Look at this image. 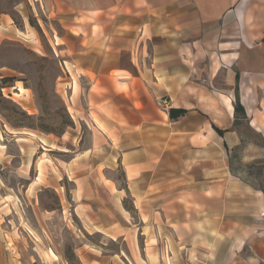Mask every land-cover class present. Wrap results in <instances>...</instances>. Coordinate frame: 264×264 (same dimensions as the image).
<instances>
[{
	"label": "crops",
	"instance_id": "0c3cea01",
	"mask_svg": "<svg viewBox=\"0 0 264 264\" xmlns=\"http://www.w3.org/2000/svg\"><path fill=\"white\" fill-rule=\"evenodd\" d=\"M54 1L76 21L59 47L99 142L77 157L121 159L139 211L144 263L125 256L158 264L167 240L176 264H264V191L231 167L237 148L264 159V0Z\"/></svg>",
	"mask_w": 264,
	"mask_h": 264
},
{
	"label": "rangeland",
	"instance_id": "374dc122",
	"mask_svg": "<svg viewBox=\"0 0 264 264\" xmlns=\"http://www.w3.org/2000/svg\"><path fill=\"white\" fill-rule=\"evenodd\" d=\"M75 23L54 0H0V264H133V249L144 263L122 160L103 159L96 145L99 159L77 157L99 142L72 105L81 82L60 52ZM241 152H232L234 173L264 191V159L246 163ZM169 243L158 264L177 263Z\"/></svg>",
	"mask_w": 264,
	"mask_h": 264
},
{
	"label": "trees",
	"instance_id": "16d2710c",
	"mask_svg": "<svg viewBox=\"0 0 264 264\" xmlns=\"http://www.w3.org/2000/svg\"><path fill=\"white\" fill-rule=\"evenodd\" d=\"M236 111H237V114L238 113H244V111H243V107H242V105L240 104V102H239V100H237V103H236ZM176 112V113H175ZM177 112H178V115H180V114H182V113H185V110L184 109H171L170 110V115H171V117H176L177 115ZM21 115H23L25 118H29L30 117V115L25 111V110H20V112H19ZM238 117V116H237ZM237 123H238V120H237ZM18 126H32V125H28V124H25V123H23V124H18ZM217 130L219 131V132H223V130H221V129H219V128H217Z\"/></svg>",
	"mask_w": 264,
	"mask_h": 264
},
{
	"label": "bare ground",
	"instance_id": "6f19581e",
	"mask_svg": "<svg viewBox=\"0 0 264 264\" xmlns=\"http://www.w3.org/2000/svg\"><path fill=\"white\" fill-rule=\"evenodd\" d=\"M19 33H20L21 35L27 36L24 32H21V31H20ZM27 38H28V37H27ZM56 39H57V38H56ZM57 43H59V42H57ZM20 91H21V92L24 91V88L21 87V88H20Z\"/></svg>",
	"mask_w": 264,
	"mask_h": 264
}]
</instances>
